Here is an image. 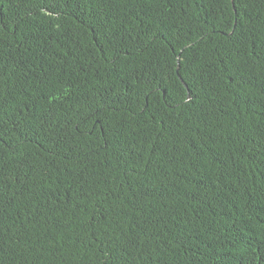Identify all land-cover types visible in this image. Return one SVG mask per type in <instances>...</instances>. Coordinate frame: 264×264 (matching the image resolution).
Here are the masks:
<instances>
[{
    "label": "trees",
    "instance_id": "trees-1",
    "mask_svg": "<svg viewBox=\"0 0 264 264\" xmlns=\"http://www.w3.org/2000/svg\"><path fill=\"white\" fill-rule=\"evenodd\" d=\"M0 264H264V0H0Z\"/></svg>",
    "mask_w": 264,
    "mask_h": 264
}]
</instances>
